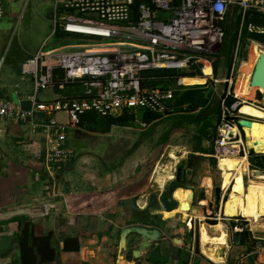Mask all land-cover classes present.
Wrapping results in <instances>:
<instances>
[{
	"label": "crops",
	"instance_id": "0c3cea01",
	"mask_svg": "<svg viewBox=\"0 0 264 264\" xmlns=\"http://www.w3.org/2000/svg\"><path fill=\"white\" fill-rule=\"evenodd\" d=\"M2 2L0 99L29 110L33 96L43 103L60 97L80 98L82 90L77 84L35 93L32 80L21 75L20 66L41 49L87 44L91 38L62 32L57 24L63 12L56 8L55 0ZM232 13L226 16L232 18ZM218 54L216 49L213 55ZM233 54L235 67L238 46ZM214 61L189 75L163 70L146 77L147 87L174 90L169 102L173 114L161 116L144 110L136 116L129 111L105 117L83 114L78 125L69 127L63 143L75 156L62 165L46 166L50 144L41 129L33 131L28 123L0 119V264H22L19 238L23 224L19 225V218L32 224L36 238L50 236L53 251L52 260L40 263L34 249L28 264H264V229L239 210L234 215L225 213L234 181L223 189L219 159L224 155L217 156L215 148L223 98L227 106L240 103L239 121H253L252 131L264 119L239 113L244 101L236 97L241 92L233 90L234 72L223 82L217 77ZM56 73L60 82L62 72L57 69ZM188 77L192 82L184 86L181 82ZM256 100V104H248L264 112L257 94ZM146 115L156 117L146 121ZM53 117L62 125L68 123L65 113ZM49 119L38 112L33 122L41 126ZM162 119L167 132L159 147L162 139L157 142L158 134L151 128ZM237 129L243 149L238 146L240 152L233 156L246 160L244 188L251 183L263 185L264 153L248 147L244 128L237 123ZM113 142L116 147L110 151ZM183 200L187 208H183ZM42 204L52 207L47 215L42 213ZM128 228L157 231L159 237L149 242L131 232L122 245L121 234ZM222 239L225 243L217 249L223 261L216 263L203 251L214 249L210 241Z\"/></svg>",
	"mask_w": 264,
	"mask_h": 264
},
{
	"label": "built area",
	"instance_id": "2783aa9c",
	"mask_svg": "<svg viewBox=\"0 0 264 264\" xmlns=\"http://www.w3.org/2000/svg\"><path fill=\"white\" fill-rule=\"evenodd\" d=\"M55 5L63 12L57 24L62 32L94 40L50 51L41 49L21 64L20 73L32 80L35 93L77 84L82 96L60 97L49 103L38 102L33 96L29 110L0 99V119L28 123L33 131L41 129L47 136V167L73 159L74 151L64 148L63 143L69 127L78 125L83 114L93 112L105 117L129 111L136 116L143 110L161 116L173 114L175 109L169 102L174 90L147 87L143 74L165 70L189 75L203 71L211 59L201 54L214 53L216 48L210 49L221 43L224 34L220 25L229 7L237 6L242 18L247 11L264 10V0H55ZM3 11L0 0V18ZM57 69L62 72L60 82ZM176 80L180 84L181 79ZM239 105L227 106L226 97L221 101L215 140L219 157L236 155L228 151L233 144L243 149L240 133H233L240 119ZM38 112L50 117L47 124L33 122ZM57 113L67 115L66 125L54 119ZM138 124L146 127L143 122ZM41 208L45 215L52 209L45 204Z\"/></svg>",
	"mask_w": 264,
	"mask_h": 264
},
{
	"label": "bare ground",
	"instance_id": "6f19581e",
	"mask_svg": "<svg viewBox=\"0 0 264 264\" xmlns=\"http://www.w3.org/2000/svg\"><path fill=\"white\" fill-rule=\"evenodd\" d=\"M255 51H257V49ZM246 75L245 73H240L239 77L237 78V85L239 89H242L243 87L246 86V83H247ZM251 78H252V75H251ZM188 82H189V77L184 78L181 83L184 86H187ZM250 83H251V80L248 85L247 99L252 100L255 97L257 91H261L264 94L263 89H261L260 87L251 86ZM255 103H257V101ZM246 105L247 104L244 101V103L240 106V112L239 111L238 112L241 114L247 115V116H251L258 120L264 119V112L262 110H259L257 107L255 108V106L253 107L250 104H249L250 106L248 105L246 106ZM244 131H245L246 145L253 149L256 148L255 150H258L264 153V151L261 150L262 149V139L264 135V124H261V126L259 127L257 131H252L250 128H247V127H244ZM237 132H238V129L235 128L233 130V133H237ZM256 134L257 136H254ZM238 149H239L238 145L233 144L231 145L228 151L233 152V154H237ZM219 167L223 171L221 175L223 177V189H226L230 185L231 180L234 181V186H233L234 190L230 194L228 202L226 203V209H225L226 215H234V213L237 210H239L242 213V215H244L245 217H248L249 219L250 218L253 219L254 222L258 225V227H262L264 229V184L262 185V184L251 183L249 187H247L246 189L244 188L243 175L246 173V170H245L246 160L243 158L235 157L233 155H224L222 158L219 159ZM184 200H187V199H184ZM182 206L183 208H187L188 203L184 201L182 202ZM260 219H262L261 220L262 224H260L259 222ZM210 242L214 243L213 244L214 249L213 250L211 249V251H207V252L204 250L203 252L206 255H208L210 259H212V261L216 263H222L223 258L221 257V254L219 253V250L217 249V247L220 245H224L225 239H222L221 241H210Z\"/></svg>",
	"mask_w": 264,
	"mask_h": 264
},
{
	"label": "rangeland",
	"instance_id": "374dc122",
	"mask_svg": "<svg viewBox=\"0 0 264 264\" xmlns=\"http://www.w3.org/2000/svg\"><path fill=\"white\" fill-rule=\"evenodd\" d=\"M231 10L233 12L232 13V18H231V15L226 16L224 23L220 25L221 28H222V32L224 34L221 43L218 46L214 45L210 49V51L214 50L215 48L218 49L219 50V54L218 55H213V53L212 54L211 53L210 54L209 53L205 54L206 52H204L201 55L207 56L210 59H215L214 68L216 69L217 77L222 78L223 82H224V80H225V78L227 76H229L232 72H234V77H236V80L233 83V90L235 89L236 93L241 92L239 94V96H237V97L243 99V101H245L246 104L248 106H250L248 103H253L254 101L255 102L257 101L256 100V95H255V97L252 100H249L245 96V91L248 89L247 87H248L249 82L251 80V75L253 73V69H254L255 63H256L257 59L259 58V55L264 54V44L259 45L255 41H251L249 43V40H251V34H254V33L264 34V29H263V27L257 28V27H254V26H246V25H244V23H243L242 26L241 25H237L236 23H237L238 15H240L241 21H242L243 19H246V16L248 15L247 13L249 11H247L245 13V15H244V18H242V13H241V11L239 10V8L237 6H234L233 9H231V8L229 9V11H231ZM229 11H228V13H229ZM255 13H258V14H260V15H262L264 17V10L262 12H260V13L255 11ZM249 17H251V16H249ZM229 30H231V33L227 37V33H228ZM236 34H237V39H236V42L234 44V47H232L231 49L227 50V48H229V47L225 43L226 37L229 40H233V38L235 37ZM91 40L93 41L94 39H91ZM238 40H239V42L237 43ZM237 46L240 49V54H239V57H238L239 61L237 62L236 66L234 67L232 65L233 64L232 60L234 59L233 52H234V49ZM256 49H257V51H255ZM225 50H227L228 55L226 54ZM237 68H238V70H237ZM240 73H245V75L247 74L246 75L247 83H246V86L244 87V89L242 91L239 89V87L237 88V86H236L237 78L239 77ZM205 83H206V81H205ZM221 87H223V85H221ZM220 93L222 94L223 92L221 91ZM256 94H257V98H258V100L260 102L259 106L264 108V94H263V92L257 91ZM165 130H166V125L164 124L163 119L158 124H155L154 126H152L151 131L153 133L158 134L156 136L157 142H159L162 139V137H164L163 135H166L167 131H165ZM163 143H164V140L162 139L160 141L159 145H156V146L161 147V146H163ZM112 145L114 147H112V149L110 151H112L116 147V144L114 142H113ZM109 154H111V153H108V155ZM114 155H115V153H112L111 157H113ZM216 155L219 156L217 153H216Z\"/></svg>",
	"mask_w": 264,
	"mask_h": 264
},
{
	"label": "trees",
	"instance_id": "16d2710c",
	"mask_svg": "<svg viewBox=\"0 0 264 264\" xmlns=\"http://www.w3.org/2000/svg\"><path fill=\"white\" fill-rule=\"evenodd\" d=\"M248 15L246 16V19H243V23L246 26L252 25L254 27H264V17L258 13H255V11H249L247 13ZM241 21V17L240 15H238L237 17V25L239 24V22ZM231 30L228 31L227 33V37L230 35ZM80 36V35H79ZM226 37V41L225 43L227 44V46L229 48H227V50L231 49L232 47H234V44L236 42L237 39V34L235 35V37L233 38V40H229ZM251 39L259 42L260 44H264V34L261 33H254L251 34ZM225 50V51H227ZM158 73H156L155 71H153L152 73L146 72L143 74L144 77H149L152 76L154 77V75H156ZM233 102V99L230 98L229 100V105ZM148 118H146V121H150L152 118L156 117L155 115L149 116L146 115ZM126 118V114L123 115V119ZM113 121V120H111ZM17 222L20 224H23V228L21 230V236L19 238V245H20V250H21V257H22V264H28L30 262H28L29 256L31 253H34V249L36 252V256L39 257V262H45V261H50L52 260L53 257V251L49 249V239L50 236H46L43 238H36L33 233H32V224L22 218L17 219ZM242 241L244 242V237L246 236L245 234H242Z\"/></svg>",
	"mask_w": 264,
	"mask_h": 264
},
{
	"label": "water",
	"instance_id": "95a60500",
	"mask_svg": "<svg viewBox=\"0 0 264 264\" xmlns=\"http://www.w3.org/2000/svg\"><path fill=\"white\" fill-rule=\"evenodd\" d=\"M250 84L251 86L260 87L264 91V55L263 54L260 55V57L257 60ZM252 125H253V121L246 120V119H242L238 122V126L240 128H244V127L249 128ZM254 125H258V123L256 122ZM255 153L259 154L261 153V151L255 150ZM131 232H135L139 234L141 237L147 239V241L149 242H155L159 237V234L157 231L152 232V231L145 230L143 228H128V229H125L121 234V244L122 245H124L125 237ZM235 241L238 242L239 237H236Z\"/></svg>",
	"mask_w": 264,
	"mask_h": 264
},
{
	"label": "flooded vegetation",
	"instance_id": "af4514ba",
	"mask_svg": "<svg viewBox=\"0 0 264 264\" xmlns=\"http://www.w3.org/2000/svg\"><path fill=\"white\" fill-rule=\"evenodd\" d=\"M208 70H210V69H208ZM191 82H192V81H189L188 84L191 83Z\"/></svg>",
	"mask_w": 264,
	"mask_h": 264
}]
</instances>
